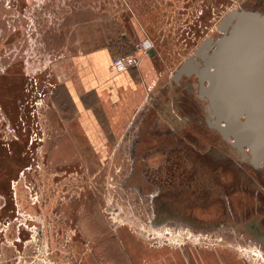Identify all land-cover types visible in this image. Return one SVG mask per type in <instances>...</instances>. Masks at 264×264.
I'll return each instance as SVG.
<instances>
[{"label":"rangeland","instance_id":"obj_1","mask_svg":"<svg viewBox=\"0 0 264 264\" xmlns=\"http://www.w3.org/2000/svg\"><path fill=\"white\" fill-rule=\"evenodd\" d=\"M260 4L258 0H199L195 5L187 0H0V264H83L97 237L118 229L149 243L171 240L165 245L174 247L226 246L248 264H264L262 248L231 232L233 220L239 221L236 215L255 203L248 193L251 189H244L245 194L235 189L233 171L225 173V181L213 180L227 188L234 209V215L225 218L229 225L198 231L173 222L151 224L156 193L151 184L143 191L137 187L145 164L155 174L165 158L155 149H164L168 139L148 133L154 122L162 123L158 111L141 108L140 123L146 117L148 123L137 153L140 157L154 151L144 157L145 164L138 159L137 173L127 185L141 125L123 130L114 144L94 145L84 134L66 85L68 74L76 71L77 57L106 48L116 59L148 42L155 50L157 76L148 94L156 95L204 38L219 32L218 24L229 11L256 6L264 11ZM205 6L211 13L201 15ZM198 19L205 28L201 32L193 28ZM161 125L152 132H162ZM190 136L203 141L195 133ZM187 191L169 189L165 195ZM190 200L191 205L200 202L193 195Z\"/></svg>","mask_w":264,"mask_h":264},{"label":"flooded vegetation","instance_id":"obj_2","mask_svg":"<svg viewBox=\"0 0 264 264\" xmlns=\"http://www.w3.org/2000/svg\"><path fill=\"white\" fill-rule=\"evenodd\" d=\"M187 1L195 5L199 0ZM201 1L205 3L211 0ZM215 1L220 2L222 0ZM260 3L264 4V0H258V6ZM258 6L256 7L258 8ZM206 9L209 10V7H203L201 15L211 13V9L209 12ZM201 21V19H198L196 25L201 27L202 30H197V26L195 25L193 26L195 32H201L205 29L200 24ZM223 34L224 32L219 28L217 34H213V36L208 35L204 40L206 38L218 39ZM198 59L200 60V58ZM168 81L171 82L172 80L170 79ZM193 81V78L190 79L189 84L192 85ZM169 82L167 84L169 88L163 87L160 92L154 95L152 102L159 98L165 104L170 105L172 111L177 116L181 119L185 116L188 118V121L185 124L179 123L178 128L174 130L163 122V126L161 125L163 131L160 133L157 131L155 133L152 132L154 126L158 125L157 122L149 126V134L168 139L169 142L168 145L164 146V149H155V151H160L165 154V158L161 165L158 166L155 174L154 171L151 174V170L145 164V158L152 150L145 151V154L140 155V157L138 156L139 153H137L143 139V129L148 123L147 117L143 123L141 122L139 124L141 126L136 133V141H134L135 147H133L132 153L130 152L134 160L133 167L129 171L126 184L128 185L136 175L138 159L140 158L145 164V168L142 171V183L137 188L143 191V189H147V184L152 185V191L156 193L157 219L167 220L166 224L173 222L180 224V227L181 225H185L198 231L203 229L209 231L210 229H220L224 225H229L227 223L228 219L225 221V218L228 215H234V209L229 205V199L226 195L228 193L227 188L224 187L225 189H223L221 186L214 185L213 182L214 180L216 183V179L219 182L221 180L225 181V173L228 170V172L233 171L232 173L234 175L231 176L237 180L235 189H239V192L244 194L247 193L244 189H251L248 193L252 195L255 203H257L252 204L249 207L250 209H247V212L236 215L239 221L233 220L234 224L231 226L233 227L231 228V232L240 235V237L255 247L262 248L261 250L264 252V163H261L259 168H256L250 163V160H242V156L238 151L234 148L232 149L223 140L222 134L210 126L208 113L204 108L205 104L198 99L195 88L191 87L189 92L184 88V85L181 84L179 86L172 83V89H170ZM159 117L162 120L164 116H160L159 114ZM192 133L199 135L203 141L199 142L195 137L191 138L190 135ZM229 141H234L233 137H230ZM212 147H218L219 154L216 153L209 157H203ZM245 152L248 153L249 150L245 148ZM169 189H175L177 192L180 189H189V191L170 197L165 195V192ZM206 194L208 196L211 195V197L204 199L203 197ZM191 195L200 200L199 204L194 202L195 204L191 205L190 202L193 201L190 200ZM224 199H226L225 202L223 201ZM231 205L233 204L231 203ZM178 214L187 215L192 218L193 222L190 223L183 220ZM218 222L222 223V225H217Z\"/></svg>","mask_w":264,"mask_h":264},{"label":"crops","instance_id":"obj_3","mask_svg":"<svg viewBox=\"0 0 264 264\" xmlns=\"http://www.w3.org/2000/svg\"><path fill=\"white\" fill-rule=\"evenodd\" d=\"M133 53L138 56L139 64L124 72H116L111 69L114 58L109 49L92 51L77 57L74 61L75 73L66 77L68 92L76 105L84 134L94 145L109 146L121 139L123 130L137 128L143 106L146 112L151 106L160 116H164L165 111L171 117L165 103L159 98L152 102L154 95L150 97L148 94V86L153 88L157 79L155 54L150 56L144 51ZM167 87V84L164 85V88ZM160 122L157 121L159 125L165 122L173 130L176 128L165 117ZM248 263L230 247L153 245L126 229L99 235L95 240V249L86 254L83 261V264Z\"/></svg>","mask_w":264,"mask_h":264},{"label":"water","instance_id":"obj_4","mask_svg":"<svg viewBox=\"0 0 264 264\" xmlns=\"http://www.w3.org/2000/svg\"><path fill=\"white\" fill-rule=\"evenodd\" d=\"M218 27L223 36L206 38L194 55L174 71L170 86L182 84L189 92L191 87L195 88L198 99L205 104L210 126L222 134L242 160H250L259 168L264 163V11L232 9ZM154 54L155 50L150 49L149 55ZM165 106L171 117L165 111L163 115L174 127L188 121L185 116L183 119L177 116L170 105ZM230 137L234 141H229ZM216 153L219 154L218 147H212L203 157ZM153 209L150 223L157 227L165 225L167 220L157 219V206ZM178 216L193 222L187 215Z\"/></svg>","mask_w":264,"mask_h":264},{"label":"built area","instance_id":"obj_5","mask_svg":"<svg viewBox=\"0 0 264 264\" xmlns=\"http://www.w3.org/2000/svg\"><path fill=\"white\" fill-rule=\"evenodd\" d=\"M152 49L151 45L148 44V42H143L138 46L137 51H144L146 53H149V50ZM139 64V58L136 54L131 53L124 57L116 58L112 61L111 69L116 72H124L128 70L130 67L137 66ZM150 238H155L153 235H149ZM170 243L171 240H154L153 245H165L166 243ZM161 243V244H160Z\"/></svg>","mask_w":264,"mask_h":264}]
</instances>
